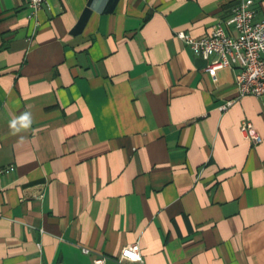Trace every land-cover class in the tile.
I'll return each mask as SVG.
<instances>
[{
	"label": "crops",
	"instance_id": "1",
	"mask_svg": "<svg viewBox=\"0 0 264 264\" xmlns=\"http://www.w3.org/2000/svg\"><path fill=\"white\" fill-rule=\"evenodd\" d=\"M46 1L0 0V264H264V95L176 36L242 0Z\"/></svg>",
	"mask_w": 264,
	"mask_h": 264
},
{
	"label": "built area",
	"instance_id": "2",
	"mask_svg": "<svg viewBox=\"0 0 264 264\" xmlns=\"http://www.w3.org/2000/svg\"><path fill=\"white\" fill-rule=\"evenodd\" d=\"M32 13L47 5L46 0H27ZM252 0H242L232 9L226 21L216 23L209 34L193 37L184 32L176 36L196 55L207 62L206 72L215 80L216 72L230 68L234 74L237 98L264 95V17L257 18ZM242 137L252 145L262 142L261 135L253 124L243 121L240 127ZM12 168L0 170L8 173ZM82 252L90 251L82 248ZM104 256H96L93 264H105ZM115 261L119 264H145L139 243L124 246Z\"/></svg>",
	"mask_w": 264,
	"mask_h": 264
},
{
	"label": "clouds",
	"instance_id": "3",
	"mask_svg": "<svg viewBox=\"0 0 264 264\" xmlns=\"http://www.w3.org/2000/svg\"><path fill=\"white\" fill-rule=\"evenodd\" d=\"M33 123L30 112H24L9 123V128L13 135L20 133L22 130H28Z\"/></svg>",
	"mask_w": 264,
	"mask_h": 264
}]
</instances>
